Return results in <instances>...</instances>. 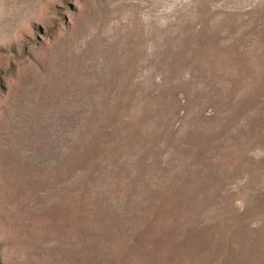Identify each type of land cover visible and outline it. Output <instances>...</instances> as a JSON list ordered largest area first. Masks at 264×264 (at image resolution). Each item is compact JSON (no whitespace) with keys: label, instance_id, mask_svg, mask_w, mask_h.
I'll list each match as a JSON object with an SVG mask.
<instances>
[{"label":"rangeland","instance_id":"obj_1","mask_svg":"<svg viewBox=\"0 0 264 264\" xmlns=\"http://www.w3.org/2000/svg\"><path fill=\"white\" fill-rule=\"evenodd\" d=\"M0 264H264V0H0Z\"/></svg>","mask_w":264,"mask_h":264}]
</instances>
